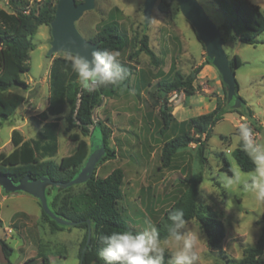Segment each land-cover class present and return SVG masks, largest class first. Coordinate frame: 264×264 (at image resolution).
I'll use <instances>...</instances> for the list:
<instances>
[{
    "label": "rangeland",
    "instance_id": "obj_1",
    "mask_svg": "<svg viewBox=\"0 0 264 264\" xmlns=\"http://www.w3.org/2000/svg\"><path fill=\"white\" fill-rule=\"evenodd\" d=\"M58 1L55 3V15ZM196 1L221 34L219 28L224 20L216 5L211 0ZM159 2H154L147 20L144 15L145 0H94L92 9L86 10L78 19L71 20L69 32L86 41L102 25L116 21L128 39L126 49L118 52V60L129 62L135 67L131 89L120 91L115 98L102 99L100 106L93 109L95 124L87 137H81L88 144V155L77 168L74 179L79 176L90 178L94 172L97 178H104L120 168L124 180L119 207L128 224L138 232L154 226L180 196L183 191L180 180L201 174L197 201L215 212L225 226L226 236L221 249L213 250L207 247L196 220L188 221L183 231L190 233L193 239V251L200 257L197 264H227L228 260L242 258L244 249L256 243L264 225V203L257 202L252 193L243 190L250 172L241 171L232 156L239 143L236 137L242 123L252 128L254 141L264 144V31L255 45L241 43L234 36L229 38L228 43L222 45L228 60V70L221 72L178 2L174 1L166 13L158 11ZM249 2L258 6L264 14V0ZM0 7L5 9V0H0ZM54 29L53 23L39 26L32 37L29 71L20 75L26 86L11 89L22 95L25 103L13 116L0 118V152L8 154L12 151L10 140L13 126H20L18 128L27 139L33 138L39 131V127L31 123L29 117L40 113L47 106V73H42L46 57L49 56L51 61L56 56L66 57L69 52L85 55L73 41L53 35ZM145 35L157 57V65L152 64L143 53L131 61L128 59L139 48V41ZM234 55L239 58L241 65L234 69L232 76L229 62ZM204 60L214 72H205V65L198 70ZM172 67L181 74L183 80L192 77L194 92L187 96L182 91L171 99V91L164 95V102L157 99L154 93L160 81L169 82L173 78L170 72ZM233 80L237 83V91ZM141 81L144 83L142 87L139 84ZM138 89L139 94L136 91ZM162 105L168 108L172 123L209 113L217 105L226 111L205 142L203 165L198 161L196 145L191 144L176 153L172 167L166 169L162 166L161 150L165 138L159 135V110ZM69 111L68 107L61 116L56 162L67 156L73 148L68 135L79 133L76 128L65 131ZM247 112L251 117L246 116ZM104 128H108V146L114 154L111 160L102 162L106 155L102 135ZM221 153L230 163L232 176L240 178L239 184L228 189L224 187V179L228 175L220 171ZM86 191L87 188L79 184L61 194L59 199ZM8 197L0 200V233L12 248L9 264H24L38 255L48 256L51 264H79V238L85 232L83 229L64 226L62 230L52 231L40 212L30 219L22 215L14 218L18 212L33 215L39 208L36 200L28 194H9ZM161 247L171 256L177 243L167 239L161 241Z\"/></svg>",
    "mask_w": 264,
    "mask_h": 264
},
{
    "label": "trees",
    "instance_id": "obj_2",
    "mask_svg": "<svg viewBox=\"0 0 264 264\" xmlns=\"http://www.w3.org/2000/svg\"><path fill=\"white\" fill-rule=\"evenodd\" d=\"M56 1L43 0L37 4L30 3L29 0H8V7L0 8V118L2 119L13 116L19 106L25 103V98L11 89L26 86L20 75L29 71V55L33 50L32 37L36 34L39 26H49L55 19ZM211 1L223 16L224 23L219 28L223 44H227L229 38H233V36L244 44L255 45L258 43V37L264 31V14L258 6L250 4L247 0ZM173 2L174 0H160L157 6L158 11L166 13ZM75 3L78 5L81 1L75 0ZM89 42L96 44L97 49H108L113 52H122L128 45V39L121 32L116 21L102 25L97 33L89 39ZM139 42V48L129 55V61L143 53L149 57L152 64L157 65L158 60L149 47L148 37L143 36ZM119 62L128 73L124 81L116 86L99 87L92 92H87L80 87L77 76L66 57H53L47 72V106L40 113L29 117L30 122L39 127V131L35 138L24 141L19 131L12 130L10 140L12 151L8 154L0 152V175L8 176L14 182L24 177L31 179L46 177L53 182L61 183L74 179L77 168L83 164L88 155V144L81 137H87L95 124L92 118L93 109L100 106L102 99L115 98L120 91L131 89V79L135 74V67L129 62ZM205 64L208 63L205 61ZM240 65L239 58L234 55L229 62L231 71L234 72V69ZM201 68L202 65L198 67V70ZM170 72L173 73V78L169 82L160 81L154 96L164 102L163 93L168 94L174 90H182L187 96H191L194 92L192 77L189 76L183 80L181 74L174 67ZM139 84L142 87L144 83L141 81ZM235 89L236 91L238 89L236 82ZM136 91L139 94L140 90ZM68 107L70 111L66 117L65 131L70 132L76 128L79 133L68 135L73 148L70 149L67 156L56 162L54 159L59 148L58 134L61 116L65 114ZM159 113L161 121L159 135L165 137L161 150L162 166L166 169L172 167L176 153L191 144L196 145L198 161L203 165L205 142L210 138L214 126L222 119L226 111L217 105L209 113L174 123H172L173 119L168 108H164V105L160 107ZM246 116L251 117L249 112L246 113ZM50 118H52L51 121H49ZM97 124L101 123L97 122ZM108 133V128L102 130L103 148L106 152L102 162L111 160L114 154L108 146ZM232 156L241 171H253L254 165L248 155L241 150L240 143L233 150ZM220 160V171L232 176L230 163L223 153L220 154ZM95 175L94 172L86 182L81 184L87 188L86 193L83 194L60 200L61 194L67 193L77 185L68 188L49 185L45 189L49 209L56 216L74 223V225L66 227H76L85 231L78 251L79 264H104V261L99 257L102 247L101 236L122 230L136 232L128 224L119 207V202L122 199L123 171L117 168L104 178H97ZM201 181V174L196 177H184L180 180L179 184L183 188L182 193L154 225L159 231L161 241L168 239L170 222L167 220V215L169 210L182 209L187 221H197L199 229L205 236L207 247L213 250L221 249L226 229L223 222L209 206L198 203V186ZM6 194L9 193L4 192L1 195L5 196ZM37 203L41 216L50 229L52 231L62 230L64 226L59 225L46 215L40 203L38 201ZM1 227L2 220L0 219ZM89 230L90 239L87 242ZM0 247L5 260L9 263L12 248L1 237ZM263 254L264 225L256 243L244 249L242 258L228 260L227 264H264ZM164 256V264H167L170 254L165 252ZM24 264H51V261L46 255H38L28 259Z\"/></svg>",
    "mask_w": 264,
    "mask_h": 264
},
{
    "label": "clouds",
    "instance_id": "obj_3",
    "mask_svg": "<svg viewBox=\"0 0 264 264\" xmlns=\"http://www.w3.org/2000/svg\"><path fill=\"white\" fill-rule=\"evenodd\" d=\"M119 53L108 49H96L91 52L90 59L79 53H67L66 59L77 76L80 87L92 92L104 86H116L124 81L127 70L120 64ZM254 132L247 123L238 129L237 140L240 148L254 165L243 184V190L254 195L257 202L264 203V144L253 139ZM237 175L226 176L224 187L231 188L239 184ZM167 220L168 239L177 243L167 264H197L200 257L193 251L194 242L190 233L183 231L188 221L182 209L169 210ZM102 245L99 257L104 264H164L165 249L161 247L160 234L155 226L146 227L143 231H114L110 235L100 237Z\"/></svg>",
    "mask_w": 264,
    "mask_h": 264
},
{
    "label": "water",
    "instance_id": "obj_4",
    "mask_svg": "<svg viewBox=\"0 0 264 264\" xmlns=\"http://www.w3.org/2000/svg\"><path fill=\"white\" fill-rule=\"evenodd\" d=\"M157 0H145L144 5V15L146 20L149 18V13L151 11L152 5ZM177 1L180 9L190 21V23L196 28L199 37L204 42L206 49L210 52L211 57L214 59V63L219 67L221 72H225L227 69V58L222 49L223 41L221 39V34L216 28L215 24L207 17V15L202 10L201 6L196 0H174ZM94 7V0H83V2L78 5L75 0H59L56 10L55 19L53 24H55V29L53 35L61 37L64 39H69L73 41L77 47L85 52L86 57L90 59V54L92 51L97 49L96 44H92L89 41L78 38L73 33L69 32V27L71 26V20H76L82 16V14L89 9ZM50 62V57L47 56L43 65L42 73H47L48 63ZM230 69V66H229ZM231 71V69H230ZM232 72V76H233ZM234 79V77H233ZM234 86H235V80ZM165 94L163 93V96ZM23 105H20L16 112H18ZM89 178L84 176H79L73 180L65 183L53 182L46 177H41L39 179H31L29 177H24L17 182H13L8 176L0 175V186L2 190L6 193H26L33 198H35L45 212L51 219L55 220L56 223L63 226H72L74 223L66 221L61 217L56 216L48 207L45 195V189L47 186L52 185L60 188H68L74 185L82 184L86 182ZM2 199L0 195V200ZM90 239V230L88 231V239Z\"/></svg>",
    "mask_w": 264,
    "mask_h": 264
},
{
    "label": "crops",
    "instance_id": "obj_5",
    "mask_svg": "<svg viewBox=\"0 0 264 264\" xmlns=\"http://www.w3.org/2000/svg\"><path fill=\"white\" fill-rule=\"evenodd\" d=\"M248 2H249V0H247ZM250 4H252L251 2H249ZM252 5H254V4H252ZM256 6V5H255ZM202 54H204V52H202ZM204 62H205V60L204 61H202V63H200V65H205V68L207 69H205V72H214V69L211 67V66H209V65H207V64H204ZM50 64V63H49ZM48 67H49V65H48ZM47 72H48V70H47ZM36 115V114H35ZM52 120V118H50L49 119V121H51ZM25 125H26V122L24 123ZM67 124V123H66ZM18 127H20V126H13V128H12V130H14V129H16L17 131H19L20 132V134L22 135V137H23V140L24 141H26V140H30V139H33V138H35V136L33 137V138H29V139H27L25 136H24V134L21 132V129H19ZM12 130H11V132H12ZM61 131V121H60V130H59V132ZM38 133V132H37ZM84 140H85V138H84ZM58 143H59V134H58ZM58 151H59V148H58ZM58 157V153H57V156L55 157V158H57ZM64 157V156H63ZM61 158H59V160H60ZM55 160V159H54ZM96 174V173H95ZM83 184V183H82ZM79 185V184H78ZM81 185V184H80ZM4 194V191L2 190V188H1V186H0V194ZM18 193H23V192H18ZM18 193H9V194H18ZM8 194V195H9ZM24 194H26V193H24ZM8 195H5V196H3V200H6V199H8L9 197H8ZM20 196H23V195H20ZM11 198V197H10ZM35 199V198H34ZM36 200V199H35ZM36 202H37V200H36ZM36 204V203H35ZM37 205H38V203H37ZM38 208H39V210H37V211H35V214H33V215H30V214H28V213H25V212H18V213H16V216H15V214H14V218L15 217H17V215H22V216H27L29 219L30 218H32L33 216H37L38 214H39V212L41 213V211H40V207H39V205H38ZM1 219V218H0ZM12 220H13V218H12ZM10 231H12L11 230V228H10ZM21 231H23V230H21ZM79 235H80V231H79ZM83 236H84V233H81V236H80V238H79V244L81 243V241H82V238H83ZM0 237L2 238V235H1V233H0ZM0 264H9L6 260H5V258H4V256H3V253H2V251H1V247H0Z\"/></svg>",
    "mask_w": 264,
    "mask_h": 264
},
{
    "label": "built area",
    "instance_id": "obj_6",
    "mask_svg": "<svg viewBox=\"0 0 264 264\" xmlns=\"http://www.w3.org/2000/svg\"><path fill=\"white\" fill-rule=\"evenodd\" d=\"M43 0H31L30 3L40 4ZM8 7V0H5V9ZM1 8V7H0ZM3 9V8H2ZM182 93V90H174L170 96L171 99H174L178 94Z\"/></svg>",
    "mask_w": 264,
    "mask_h": 264
}]
</instances>
